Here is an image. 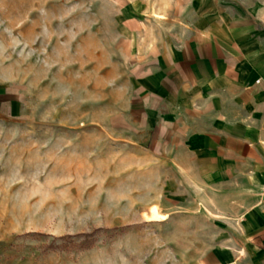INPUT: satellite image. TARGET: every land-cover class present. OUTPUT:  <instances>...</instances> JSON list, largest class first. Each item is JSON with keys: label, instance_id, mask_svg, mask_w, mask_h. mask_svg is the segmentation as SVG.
I'll list each match as a JSON object with an SVG mask.
<instances>
[{"label": "rangeland", "instance_id": "rangeland-1", "mask_svg": "<svg viewBox=\"0 0 264 264\" xmlns=\"http://www.w3.org/2000/svg\"><path fill=\"white\" fill-rule=\"evenodd\" d=\"M199 1L264 21V0H0V264H194L239 237L150 145L153 51Z\"/></svg>", "mask_w": 264, "mask_h": 264}, {"label": "crops", "instance_id": "crops-1", "mask_svg": "<svg viewBox=\"0 0 264 264\" xmlns=\"http://www.w3.org/2000/svg\"><path fill=\"white\" fill-rule=\"evenodd\" d=\"M192 10L168 20L153 51L147 112L161 120L150 145L177 151L172 164L222 199L240 231L194 264H264V21L201 1Z\"/></svg>", "mask_w": 264, "mask_h": 264}, {"label": "bare ground", "instance_id": "bare-ground-1", "mask_svg": "<svg viewBox=\"0 0 264 264\" xmlns=\"http://www.w3.org/2000/svg\"><path fill=\"white\" fill-rule=\"evenodd\" d=\"M149 218L152 219V220H163V217L158 214V212L156 210V207H152L150 209Z\"/></svg>", "mask_w": 264, "mask_h": 264}]
</instances>
